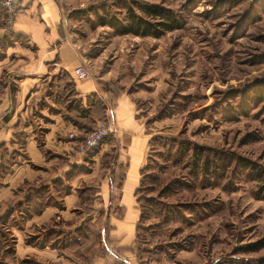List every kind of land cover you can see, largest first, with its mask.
I'll return each instance as SVG.
<instances>
[{"label": "rangeland", "instance_id": "rangeland-1", "mask_svg": "<svg viewBox=\"0 0 264 264\" xmlns=\"http://www.w3.org/2000/svg\"><path fill=\"white\" fill-rule=\"evenodd\" d=\"M70 1L73 19L81 10L119 13L125 4L141 1L170 8L186 20L183 29L161 39L118 37L86 20L72 24V42L91 80L106 94L98 103L109 113L100 123H114L117 102L127 95L147 136L137 192L138 258L148 264H264V248L249 251L264 240V100L250 99L253 87L264 81V0ZM228 109L236 113L230 116ZM97 125L68 134L81 138L82 158L93 152L81 155L79 147ZM116 134L97 147L96 152L110 145L99 161L88 157V164L75 165L71 179L97 165L118 187L127 174L128 137ZM243 160L259 175L244 170ZM1 174H8L7 168ZM44 184L27 192L39 189L54 199L56 191L48 195ZM19 193L0 200V264H35L39 231L26 227L33 217L22 213ZM76 218L80 222L83 215ZM56 220L61 224L55 218L52 226ZM84 223L67 234L68 245L85 237Z\"/></svg>", "mask_w": 264, "mask_h": 264}, {"label": "crops", "instance_id": "crops-1", "mask_svg": "<svg viewBox=\"0 0 264 264\" xmlns=\"http://www.w3.org/2000/svg\"><path fill=\"white\" fill-rule=\"evenodd\" d=\"M21 3L25 13L10 30L4 27L6 14L0 9V200L13 198L17 189L21 200L27 189L43 181L62 180L68 186L64 191L62 184L63 193L55 192L62 209L49 206L26 224L39 231L40 245L31 249L35 264H148L137 255L141 248L137 192L148 140L136 118V105L127 95L116 105L114 124L119 133L114 136L128 137L122 183L112 185L97 165L90 174L67 179L75 165L88 164V157L98 162L110 148L106 143L82 158L77 152L81 138L67 137L88 132L107 117L108 110L98 103L106 94L95 80L84 82L75 75L79 66L85 67L79 47L72 42V24L83 23L73 19L75 4L70 0ZM3 167L8 174H1ZM79 215L85 219L79 222ZM55 218L60 225L56 220L52 226ZM83 222H88L85 237L68 245L67 234L80 231Z\"/></svg>", "mask_w": 264, "mask_h": 264}, {"label": "trees", "instance_id": "trees-1", "mask_svg": "<svg viewBox=\"0 0 264 264\" xmlns=\"http://www.w3.org/2000/svg\"><path fill=\"white\" fill-rule=\"evenodd\" d=\"M122 11L123 12L118 13L103 8H93L89 11L81 10L78 19L91 22L94 28H108L118 37L130 35L134 37L154 39H161L168 33L183 29L185 25L184 22L186 21L183 16L170 8L141 1H132L129 4H125ZM91 19L93 20L91 21ZM251 93L252 96L250 99L253 103H261V100H264V81L259 82L254 86ZM228 113H230L231 116L233 113H236V110L228 109ZM242 167L246 171H251V173L259 175V172H254L252 165L246 160H243ZM66 177L67 179H71L72 176L71 174H68ZM62 184L64 186V191L69 189L62 180L46 182V184H44V189L47 190L48 195H50V193L54 194V191L63 193V190L61 189ZM28 191L29 192L22 200V213L27 212V216L25 217L29 219L39 215L49 206H61V202L55 199L56 195L54 196V199H47L48 196L44 198L39 194V189ZM139 226L137 233H139L140 230ZM56 245L54 244V247ZM263 248L264 240L252 245L249 248V251H258Z\"/></svg>", "mask_w": 264, "mask_h": 264}, {"label": "built area", "instance_id": "built-area-1", "mask_svg": "<svg viewBox=\"0 0 264 264\" xmlns=\"http://www.w3.org/2000/svg\"><path fill=\"white\" fill-rule=\"evenodd\" d=\"M84 5L81 6L83 8ZM0 9L6 14L8 28H12L15 20L22 14L25 13V7L22 5L21 0H0ZM76 77L84 82L91 80V73L83 65L79 66L75 70ZM114 123L112 121L102 122L97 125V127L91 132L87 133L81 145L79 147V152L81 155H87L91 151L95 150L99 145H101L104 140L116 134ZM70 140H75V135L68 136Z\"/></svg>", "mask_w": 264, "mask_h": 264}]
</instances>
